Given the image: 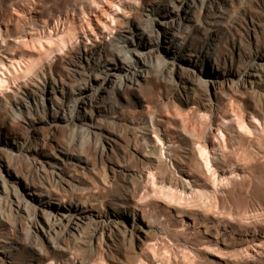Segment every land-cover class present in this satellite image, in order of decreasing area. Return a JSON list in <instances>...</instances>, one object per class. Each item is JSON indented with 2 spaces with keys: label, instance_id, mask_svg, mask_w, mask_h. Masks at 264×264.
Segmentation results:
<instances>
[{
  "label": "bare ground",
  "instance_id": "6f19581e",
  "mask_svg": "<svg viewBox=\"0 0 264 264\" xmlns=\"http://www.w3.org/2000/svg\"><path fill=\"white\" fill-rule=\"evenodd\" d=\"M66 1L81 22L43 0H1L28 23L0 13V264H172L159 257L156 220H179L174 237L197 230L211 253L222 241L235 264H251L215 210L220 179L242 193L250 162L264 168L263 102L249 110L239 99L264 87V0ZM155 73L176 99L153 92ZM178 98L205 133L170 132L159 113ZM229 135L242 139L237 151Z\"/></svg>",
  "mask_w": 264,
  "mask_h": 264
},
{
  "label": "rangeland",
  "instance_id": "374dc122",
  "mask_svg": "<svg viewBox=\"0 0 264 264\" xmlns=\"http://www.w3.org/2000/svg\"><path fill=\"white\" fill-rule=\"evenodd\" d=\"M44 1V3L45 2H47V5H49V6H47V9L48 10H51V9H54V8H60V10H62L63 12H64V16H65V18L67 17V15L69 14V8H68V2L66 1V0H48V1H46V0H43ZM123 1H125V0H123ZM81 2V1H80ZM82 2H84V1H82ZM110 5H106V7L104 8L106 11L105 12H107V11H109L108 13L110 14L111 12H110V7H109ZM109 8V9H108ZM254 10V9H253ZM68 11V12H67ZM9 11V8L8 7H6L5 5H2L1 4V0H0V13H5L6 15H10V14H12V15H14V17H16V18H21V17H23L24 15H19V14H16L15 12H10ZM105 12L103 13V11L101 12V11H97L96 13H95V15L99 18V21H103L104 23H110V19H109V17L108 18H106L103 14H105ZM68 13V14H67ZM108 13H106L107 15H109ZM254 14L257 16V15H259V16H261V15H263V12L262 11H257V10H254ZM17 15V16H16ZM19 15V16H18ZM95 15L93 14H90V18H91V20H93V23H94V25H101V23L98 21V18H96L95 17ZM75 17V15L73 14V13H70V15H68V18H74ZM24 18V21H23V24H25V23H28L27 21H26V19H25V16L23 17ZM76 19H77V21H78V23H79V21L80 20H82L83 18L81 17H79V16H76L75 17ZM79 18V19H78ZM21 20H23V19H20V21ZM98 21V22H97ZM81 22V21H80ZM15 26V25H14ZM13 25H11L10 26V28H13L14 27ZM60 29H61V31L64 29V26L63 25H61L60 24V27H59ZM6 29V27L4 26V30ZM82 38V39H81ZM81 41H83V40H85V37H83V36H81ZM33 46V45H32ZM28 47V46H27ZM26 47V48H27ZM30 47V46H29ZM27 48V50H29L30 48ZM35 48L34 47H32L31 49H30V51H32V50H34ZM250 49H251V51H254V49L253 48H251L250 47ZM156 79H157V81H156ZM160 82H159V81ZM166 81H168V82H170L167 78H164V77H162L161 75H159V73L157 74V73H155V76H153L152 77V87H153V92L154 91H156V92H154L156 95H158V93H160V92H164L166 95L167 94H169L168 96H173L175 99L177 98V92H175V90H173V89H167L166 87L169 85ZM157 82V83H156ZM159 82V83H158ZM164 82H166V84L164 83ZM158 84V85H157ZM157 85V86H156ZM160 87H162V88H160ZM160 88V89H159ZM165 88V89H164ZM160 90V91H159ZM167 90H169V91H167ZM159 91V92H158ZM197 91H198V93L199 94H201L202 95V91H200V89L198 88L197 89ZM168 92H170V93H168ZM202 92V93H201ZM183 95H184V98H186L185 97V94L184 93H182ZM239 99L241 100V102H242V107H245V108H248L249 110H251V108H252V106H253V104H254V102H255V100H256V102L257 101H260V102H263V105L262 106H264V87H262V88H260V89H258V88H256V90L255 91H247L244 95L242 94V95H239ZM178 102L180 101V113L179 112H176V111H178L177 110V108L176 109H174V108H171L168 112H170V114L168 115V113L167 112H163L162 111V109H161V112L159 113V114H164V117L166 118V120L167 121H169L170 123H171V125H170V127H169V130H170V132H172V133H176V132H178L181 128H186L187 130H189V131H193V130H198L199 128V131H201L202 130V133L204 132H206V130H207V128H204V125H202V122L196 117L195 118V114H194V111L195 110H197L196 108H194V107H192V109L190 108V106H186V102L185 101H181L179 98H178V100H177ZM253 102V103H252ZM255 102V103H256ZM260 102H258V103H260ZM227 103H229L228 101H226V103L225 104H227ZM231 103V102H230ZM261 104V103H260ZM228 105V104H227ZM232 104H229V106H231ZM244 105V106H243ZM146 106V105H145ZM226 106V105H225ZM234 108H235V110H236V106L237 105H232ZM231 106V107H232ZM228 107V106H227ZM226 107V108H227ZM233 107L232 108H228L227 110H232L233 111ZM191 109V110H190ZM238 109V108H237ZM241 109H239L238 111H240ZM147 111H149V108L148 107H143V106H141L140 108H138V111L137 112H139V113H143V114H147ZM156 112H157V109L155 110ZM159 111H160V109H159ZM173 111H175L174 113H173ZM237 111V110H236ZM166 113H167V115H166ZM173 113V114H172ZM223 113V112H222ZM230 114V113H229ZM167 116V117H166ZM172 116V117H171ZM175 116H177L176 118H175ZM230 116V115H229ZM169 119V120H168ZM106 125V123H103L102 125ZM104 125V126H105ZM107 127L108 128H111L110 126H109V124H107ZM204 129H203V128ZM112 128H114V127H112ZM119 128L120 127H115L114 128V130L116 129V132H118V133H121L122 135H123V138L125 139V141H126V143H124V146L126 145H128L129 143H127V141L129 142L130 140H129V138H126V137H124L125 135H124V133H126V131L124 130L125 128L124 127H122V128H120V130H119ZM171 128V129H170ZM119 131H118V130ZM240 131H242V133H245V131L244 130H240ZM123 132V133H122ZM201 133V132H200ZM256 135V134H255ZM127 136V135H126ZM127 137H129V136H127ZM233 137H235V138H233V140H234V142L235 143H238V144H236L235 145V143H234V148H235V150L237 151V148L240 146V142L242 141V139H240V136H238L239 137V139H238V137H237V135L235 136V135H229L228 136V141H229V144L231 143L230 141L232 140V138ZM252 137V136H251ZM230 138V139H229ZM236 139V140H235ZM250 139H252V138H250ZM253 139H254V136H253ZM212 140H214V139H212ZM242 144V143H241ZM238 146V147H237ZM237 147V148H236ZM234 148H233V151L236 153V151L234 150ZM153 149V147H150L149 148V150H152ZM233 151H231V152H233ZM241 156V155H240ZM243 157V156H242ZM242 157H241V159H242ZM167 161H168V163L170 162V160L169 159H167ZM254 162V161H253ZM253 162H250V164H251V167H252V169H256V167L254 166V168H253V166H252V163ZM204 163V162H203ZM255 163V162H254ZM133 165V164H132ZM250 166V165H249ZM250 167V168H251ZM250 168L248 167V169L249 170H247V173H248V180L250 181V187L248 186V183H247V187L249 188V189H247V190H245L246 192H240V191H238V188L236 189L235 187H234V185H230V187H228V188H226V190L223 188V186H222V183H220V182H222V180L220 179L219 180V183H218V190H219V192H220V194H219V197H221L220 199L223 201L222 202V204L221 205H218L219 207V212H218V208L215 210V212L217 211V214H216V218L217 219H225V220H228V219H230V221H232V223H233V225L235 226V229H236V236H235V240H234V242H230L229 243V246H231L230 247V249H237V248H248V249H250V253L251 254H253V255H256V257H252V258H249V259H252V261H251V264H253V261H255L254 262V264L256 263V264H264V261H261L262 260V258L264 257V252H263V249H261L260 247H259V244L264 240V229L263 230H261V235H255V231L253 230L254 228H253V226H255V225H257V226H261L262 225V227L264 228V168L262 167L261 169L260 168H257V169H259V170H261V171H254V173H253V170L251 169L250 170ZM221 169V168H220ZM251 173V175H250V173ZM259 172H261V173H259ZM224 174H226L227 175V177L228 178H232V177H235L233 174H231V172H230V170H226L225 169V173ZM257 174V175H256ZM250 177V178H249ZM254 178V179H253ZM252 181V182H251ZM232 187H233V189H232ZM221 190H223V191H221ZM238 192V193H237ZM223 194V195H222ZM246 195V196H245ZM232 198V199H231ZM224 199V200H223ZM226 202V203H225ZM249 202V204H247ZM223 203H225L224 205H223ZM160 205H163L161 202H160ZM248 206V207H247ZM225 207V208H224ZM225 213V214H224ZM227 213H228V215H227ZM257 213V214H256ZM258 213H259V215H258ZM159 214V213H158ZM224 214V215H223ZM218 215V216H217ZM158 217H159V215H157ZM256 216V217H255ZM250 217V218H249ZM228 218V219H227ZM232 219V220H231ZM159 221V220H158ZM176 221V220H175ZM173 221L175 224H172L173 222H171V223H169L168 224V226H178V224L180 225V223H179V220H178V222L176 221ZM185 221H188L189 222V219L188 218H185ZM191 222V221H190ZM156 223L158 224L155 228V232H156V236H157V247H158V249H159V251H161V253H160V255L161 256H159V257H161V259L163 260V259H165V262H167L169 259L168 258H170V263H178L179 264V262H181V263H188L187 261H188V259H189V262H191V263H193V264H220V263H222V264H224V262L226 261V260H228L227 258H229L230 256H231V254H229V251H227L225 248V245L223 244H221L220 242H222V241H220L219 242V245H220V247L219 248H215V250H216V252H213L212 251V253H211V250H207L206 248H204V246H202V241L201 240H203L204 238H205V235L202 233V234H199L198 235V232H197V230H191V231H189V232H187V231H185V234H187V236L186 237H183L184 236V234H183V236L181 235L182 233H184V231H182V232H179V231H181V230H183L184 228L181 226V227H179V233H181V234H178L177 236H176V234H175V237H174V233H173V229L175 228V227H167L166 226V224L164 225V224H162V225H160V221L159 222H157V220H156ZM155 223V224H156ZM162 226V227H161ZM166 226V227H165ZM247 226L249 227L248 228V230H250V233H249V235H247V233H246V229H247ZM166 229H165V228ZM182 228V229H181ZM165 229V230H164ZM176 229V228H175ZM174 229V230H175ZM181 229V230H180ZM167 230V231H166ZM202 232H205V230H204V228H201L200 229ZM168 231H170V232H168ZM176 231H177V229L175 230V233H176ZM177 232V233H178ZM243 234V236L241 235V234ZM167 234V235H166ZM246 234V235H245ZM253 234V235H252ZM198 235V236H197ZM254 235H255V238H253L254 237ZM179 236V237H178ZM183 237V238H180V237ZM240 236H241V238L242 237H244V238H246L247 239V241L248 242H246V243H241L238 239H240ZM246 236V237H245ZM257 236V237H256ZM174 237V238H173ZM239 237V238H238ZM179 238V239H178ZM249 238V239H248ZM174 239V240H173ZM201 239V240H200ZM237 239V240H236ZM253 239V240H252ZM180 240V241H179ZM194 240V241H193ZM251 240V241H250ZM254 240H256L255 242H254V244H253V241ZM204 241V240H203ZM235 241H237V242H235ZM166 242V243H165ZM239 242V243H238ZM201 243V244H200ZM249 243V244H248ZM259 243V244H258ZM239 244V245H238ZM242 244V246H240ZM246 244V245H245ZM161 245V246H160ZM171 245V246H170ZM257 245V246H256ZM200 246V247H199ZM250 246V247H249ZM162 247V248H161ZM163 247H164V249H163ZM167 248V251H165L166 250V248ZM171 247V248H170ZM235 247V248H234ZM199 248V249H198ZM173 249V250H172ZM187 249V250H186ZM192 249V250H191ZM220 249V250H219ZM255 249V250H254ZM163 251H165V253L163 252ZM171 251V252H170ZM178 253H177V252ZM218 252V253H217ZM219 252H221V254H219ZM261 252H263V253H261ZM167 253H168V256H169V254H170V256L168 257H166V255H167ZM172 253H174V254H172ZM184 253H185V255H184ZM217 253V254H216ZM229 254V255H227V254ZM261 253V254H260ZM166 254V255H165ZM177 254H178V256H177ZM203 254V255H202ZM187 255V256H186ZM224 255V256H223ZM227 255V256H226ZM177 256V257H176ZM188 256H190L189 258H188ZM193 256V257H192ZM219 256V257H218ZM163 257V258H162ZM165 257V258H164ZM184 257V258H183ZM225 258V259H224ZM258 258V259H257ZM181 259V260H180ZM184 259V260H183ZM187 259V260H186ZM224 259V260H223ZM167 260V261H166ZM177 260V261H176ZM186 260V261H185ZM194 260V261H193ZM229 260L231 261V262H233V264H235V257H230L229 258ZM171 261H173V262H171ZM183 261V262H182ZM185 261V262H184ZM197 261V262H196ZM237 261V260H236ZM195 262V263H194ZM199 262V263H198ZM205 262V263H204ZM216 262V263H215ZM259 262V263H258ZM167 263H169V262H167ZM180 263V264H181ZM190 263V264H191ZM189 264V263H188Z\"/></svg>",
  "mask_w": 264,
  "mask_h": 264
}]
</instances>
